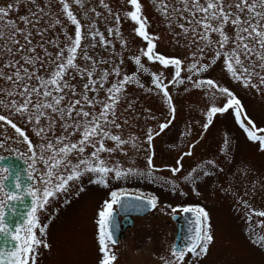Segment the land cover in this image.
<instances>
[{"label":"rangeland","instance_id":"374dc122","mask_svg":"<svg viewBox=\"0 0 264 264\" xmlns=\"http://www.w3.org/2000/svg\"><path fill=\"white\" fill-rule=\"evenodd\" d=\"M66 2L69 3L70 9L81 23L82 32L85 33L75 61L79 68L85 71L79 74L75 70H69L63 78L74 85L76 91L73 95L68 88H64L61 95H64L65 99L60 107L64 108L70 102L80 100V104L75 106L76 110L83 108L85 111L98 114L102 105L96 103L95 107H92L83 99V85L88 83L87 72L91 71L92 78L97 80V84L90 85L87 92L89 98H94L95 101L105 100L107 96L106 91L99 88L100 75L104 71L110 73L109 78L103 82L105 89L123 79L124 75L131 76L135 73L143 87L135 81L124 86L116 105L115 116L109 113V120H115L120 127L108 125L105 128L127 143L116 147L114 141L105 138V146L114 148L115 151L101 153L100 158L108 167L116 164L122 169L136 167L143 170L145 175L115 179L114 173H111L107 186H104L90 183L95 177L88 173L79 180L70 182L67 192L49 198L50 202L44 210L38 211L37 215L41 226L48 225L46 236L41 238L46 239L50 248L40 247L36 264H98L100 256L96 239L98 212L103 202L111 199L110 192L121 190L124 193L145 197L156 196L157 206L146 216L134 218L132 227L123 233L118 243L109 245L117 257L113 264H164V260H171L176 228L171 216L182 212L179 209L174 212L173 208L197 205L209 213L211 234L214 239L206 255L192 257L190 253H186L185 264H264V247L257 242L264 238V217L251 212L252 209L256 212L264 211V150L259 148L258 141L253 142L247 138L243 128L236 123L232 109L224 114H216L213 123L205 130L203 124L206 122V111L213 103L211 93L206 95V88L192 87L191 81L187 79V76H192L193 79L211 78L228 87L242 103L244 112L241 120L245 126L251 128L244 120L246 115L254 122L256 129H264V85L259 84L258 77H253L257 88L243 86L241 82L227 74L223 65V55L217 58L215 64H210L208 70L203 73L188 71L189 63H210L218 48L216 43L208 46L207 42L201 41L198 35L193 34L192 28H196L197 33L203 32L194 20L202 18L204 13L192 9L190 0L187 9L185 0H140L142 15L148 21L147 31L159 37L156 41V51L167 57L185 61L181 66V75L184 77L182 85L169 83L174 72L171 66L164 69L158 62L148 61L146 57H142L141 61L149 72L137 70L132 57L139 55L142 47L146 48V42L136 36L134 22L124 16L125 11L132 10L127 0H103L109 5L107 9L102 6L101 0ZM228 2L234 5L237 0ZM252 2L253 0H248V3ZM9 3L13 4L12 10L0 20V32L3 33L0 35V73L13 79L7 80L6 76H0V101H4L0 103V115L7 116L12 123L20 127L29 137V142L34 145L37 162L32 171L33 186L42 195L44 185L39 183V180L47 169L39 161L41 153L39 145L46 146L52 143L54 146H62L57 140L60 136L68 138L64 142L69 140L75 142L80 138L79 133L74 132L73 127L65 129L61 125L67 123L74 126V121L79 120L82 123L84 118L77 117L74 110L71 119L67 118L66 113L65 119L62 120L58 114L47 109L46 112L56 120V124L52 126L51 131L45 130L37 136L36 131L48 124L47 118L41 117L39 123L34 118L29 121L27 115L16 113L6 105L12 99L18 103H22L24 99L19 95L23 91V86L21 81L16 80L15 72L19 70L22 82L29 84L30 87L38 85V81L28 80L27 74L23 71L25 67L29 73L35 71L37 75L47 78L55 62V52L64 47V32L67 31L74 38L75 25H72L63 14L60 0H36L35 4L32 0H21L18 7L15 0H0V7H7ZM199 3L206 6V0H199ZM229 11L235 13L236 9L233 7ZM257 11L262 9L258 8ZM117 13L121 16L119 25L115 20ZM20 16H26L29 23L21 21ZM240 16L241 19L247 18V8ZM8 20L13 21V26H7ZM260 23L264 25V20ZM181 24L184 25L183 28L180 27ZM110 27L113 30L112 35L108 34ZM17 28L23 29V35L29 32L32 34L29 36L31 45L24 40L22 34L16 32ZM117 30L120 32L119 36L116 35ZM97 31L110 43L101 44L99 36L88 35L89 32ZM225 31L230 39H235L236 29L231 20L225 25ZM13 33L19 41L18 44L9 38ZM208 35L213 41L219 39L217 33L210 32ZM121 39L125 41L124 45L121 44ZM198 46L204 49L203 55L197 52ZM28 47L35 51L28 52ZM235 47L236 44L230 43L221 52L231 53ZM255 51H260L259 45L255 46ZM46 52L52 53V57H48ZM84 52H87L91 59H84ZM22 56L31 57L34 61L39 56V61L27 64ZM64 56L65 58L67 56L66 48ZM241 58L246 65L259 63L254 54L247 59L241 54ZM41 61L44 62L43 67ZM116 67L120 69L119 76L113 73ZM152 72H163L161 79L168 85L175 106V118L162 132L159 125L172 117L162 94L158 93L151 83ZM255 72L260 73L261 69L257 66ZM92 88H96L97 91H92ZM9 92L15 95H7ZM31 99L35 104L38 98L33 95ZM39 99L44 98L40 96ZM224 102L226 97H221L217 93L215 101L217 106H222ZM30 111L35 113L36 109L30 108ZM87 119L91 120L92 117L89 116ZM149 128L153 129L154 133H159L153 135L151 144L147 141ZM225 138L229 141L227 146L224 145ZM0 144L4 145L1 152H20L32 163V152H29L23 138L19 137L6 121L0 122ZM92 151L90 145L86 146V155H90ZM188 152L191 155H185ZM44 154L47 157L53 153L45 151ZM149 154L153 156L151 176L147 175ZM68 158L76 163L79 154L72 152ZM177 159L181 160L180 165L176 164ZM208 161L213 163L208 164ZM173 167H180V172L173 174L171 172ZM193 169L196 171L193 172ZM60 171L67 174L63 167ZM205 171L209 175L205 176ZM189 172H192L193 178L185 180L184 177ZM81 187L83 191H80ZM194 187L195 192L192 190ZM36 233L39 237L38 229Z\"/></svg>","mask_w":264,"mask_h":264},{"label":"snow or ice","instance_id":"6c2138e0","mask_svg":"<svg viewBox=\"0 0 264 264\" xmlns=\"http://www.w3.org/2000/svg\"><path fill=\"white\" fill-rule=\"evenodd\" d=\"M21 0H15L17 7L19 6ZM36 0H32V3L35 4ZM80 0H77L79 3ZM62 5L63 14L66 15L68 21L72 25H75V35L74 38L68 34L67 31L64 32L65 44L64 47H61L59 51L55 52V62L52 64V70L48 74L47 78L45 76L37 75L36 72L29 73L28 68H24L23 71L27 74L29 81L36 80L38 85L30 87L29 84L23 83L20 71L15 72V78L17 81H21L23 86V91L19 93L22 96L23 102L18 103L15 99H12L9 104L6 106L14 109L16 113L21 115H27L28 120L31 121L33 118L39 123L41 117H46L48 124L44 127H40L36 131V135L40 136L45 130L51 131L52 126L56 124V120L49 115L46 110L50 109L52 113H56L63 120L65 119V114L67 113V118L71 119L72 113L75 110L77 117H83V122L79 120L74 121L73 125H68L67 123L62 124L61 127L65 129L73 127L74 132L79 133V139L75 142H64L68 140L65 136H60L57 138L58 144L62 143V146H54L52 143H48L46 146L41 144L39 148L41 150L39 161L42 162L47 169V171L40 176L39 183L44 185L43 193L39 192L34 186L29 185L21 189V184L19 183V176L16 177L15 187L18 191H9L5 188V179L3 175H0V194L3 195L4 199L0 200V233L4 234L6 237H9L13 242V246L9 249H0V264H36L37 255L39 254V249L42 246L44 249L50 248V245L47 243L46 239L41 237L46 236V228L48 225L41 226V222L38 219V211L44 210L46 205L50 202L49 198L55 197L58 193H63L68 191L69 183L72 181L79 180L83 175L91 173L95 179L90 180V183H99L101 185L107 186L110 174L114 173L115 179H127L131 176H144L145 172L136 167H128L127 169H122L119 164L114 165L113 167H108L106 162L100 158V154L107 152L112 153L115 151L114 148L105 146V138L108 140L114 141L116 147L125 145L127 141L123 140L118 135H113L109 131H106L105 128L108 125H114L116 128L120 127V124L116 123L115 120H109V113L112 116H115V109L119 96L122 93V90L126 84H131L134 81L140 86L139 79L135 73L133 75H124L123 79H120L112 83L111 87L104 88V81L109 78L110 73L104 71L100 75V84L99 88L104 89L107 93L106 99L101 101H95L94 98H89L87 92L89 91L90 85H96L97 80L93 79V73L91 71L87 72L88 83L83 85L84 101L95 107L96 103L102 105L99 113H94L90 111H85L83 108L79 110L75 109L76 105L80 104V100H74L70 102L66 107H60L61 102L65 99L64 95H61L64 88H68L70 93L75 95V86L69 84L63 78L68 74L69 70H75L77 73L82 74L85 70L79 68V65L75 62L78 55V49L81 47V42L85 38V33L82 32L81 23L74 15L73 11L70 9V5L66 0H60ZM191 8L196 12L204 13V16L200 19L194 20V23L199 25L203 32L197 33L196 28H192L193 34L198 35V38L207 42L208 46H211L213 43L218 45V48L215 50V55L211 58L210 63H189L188 71L195 73H203L208 70L210 64H215L217 58L223 55V65L226 67L227 74L230 75L234 80L239 81L245 87L257 88V83L253 82V77H258L259 84L264 85V25H261L260 21L264 20V0H253L252 3H248V0H237L233 5L229 3L228 0H206V6H203L199 3V0H190ZM101 4L104 8H109V5L105 4L101 0ZM127 4L131 6V11H125L124 16L130 19L135 24L134 32L136 36L146 42V48L140 49V54L132 57L134 60L137 70H142L145 73L149 72V69L144 66L141 61L142 57H146L148 61L158 62L159 65L163 66L164 69H168L171 66L174 69L172 78L169 83L173 85H182L184 84V77H182V64L185 62L180 58L176 57H167L164 54H161L156 51V41L159 37L154 34H150L147 31L148 21L147 18L142 15V4L140 0H127ZM167 7L166 5L164 6ZM189 7V0H185V8ZM235 7L236 12L232 13L229 11ZM13 8V4L9 3L7 7H0V20H3L7 16L8 12ZM247 8L248 16L245 19H241L240 13ZM262 9V11H257V9ZM175 11V10H174ZM33 15H35L33 13ZM99 15V13H97ZM19 19L25 24L29 23V20L26 16H20ZM116 24L119 25L121 22V16L119 13L115 16ZM231 20V24L236 29L235 39H230V36L225 31V25ZM59 23V21H57ZM7 26H13V21L8 20ZM181 28L184 25H180ZM187 31V29H185ZM16 32H19L23 35V29H16ZM213 32L217 33L219 39L213 41L210 39L208 33ZM112 28H108V34L112 35ZM0 35H3L0 32ZM32 34L29 32L27 35H23L25 41L31 45V40L29 36ZM88 35L99 36V42L101 44L110 43L105 39V36L100 32H89ZM116 35L119 36L120 32L117 30ZM11 41L15 44H18L19 41L16 39L15 33L10 37ZM251 41V43H249ZM230 43L236 44V47L232 49L231 53L224 51L221 52L225 46ZM121 44L124 45L125 41L121 39ZM259 45L260 51H255V46ZM94 46V45H93ZM23 48V45L20 46ZM43 47V45H41ZM67 50V56L65 58L64 51ZM11 51V49H9ZM28 52H33L35 49L28 47ZM197 52L201 55L204 54V49L197 47ZM48 57H52V53H45ZM243 54L244 58L247 59L253 54L258 58L259 63L254 65H246L244 59L241 58ZM25 60L27 64H35L36 61H39V56L36 57L34 61L31 57H21ZM84 59H91L88 56L87 52L83 54ZM41 67H43L44 62H40ZM95 63V62H94ZM12 66V65H8ZM261 69L260 73L255 72V67ZM115 75H120V69L118 67L113 69ZM0 76H6L4 73H0ZM163 72L151 73V83L155 86V89L158 93L162 94L163 100L168 107L169 114L172 119L166 120L164 123L159 125V129L162 132L173 122L175 118V106L172 100V97L168 91V85L164 83L161 79ZM7 80H12L11 76H6ZM187 79L191 81L192 87L194 88H206V95L211 93V100L213 101L212 106L209 107L206 111V122L203 124V128L207 130L209 126L213 123L214 116L216 114H224L229 109H232L235 115L236 123L240 124L244 132L247 134V138L250 141L259 143V148L264 150V134L258 135L257 132L264 133V129H256L254 122L244 116V120L247 121L248 125H251V128L246 127L241 120L242 113L244 112L241 101L236 97V95L228 88L225 87L214 79H193L192 76H187ZM17 87L21 85H16ZM92 91H97L96 88H92ZM187 91V89H185ZM146 91H151V89H146ZM217 93L221 97H226V102L222 106H217L215 103ZM9 96L15 95V93H7ZM35 95L38 99L35 104H33L31 97ZM43 96V100H40L39 97ZM51 98V99H49ZM4 103V101H0ZM30 108H35L36 112L32 113ZM91 116L92 119L88 120L87 118ZM103 120V123H101ZM6 121L19 137L23 138V142L27 144L29 152H32V164L34 165L36 160V153L34 151V145L29 142V137L21 130L15 123L5 115H0V122ZM72 133H69L71 136ZM153 135H159L158 132L154 133V130L149 128L147 133V141L149 144L153 141ZM229 143L228 139H224V145L227 146ZM91 146L93 151L90 155H86V146ZM3 144H0V147H3ZM223 151V149H221ZM45 151H51L53 154L50 156H45ZM76 152L79 154L78 162L73 163L70 160L69 154ZM185 155H191L190 152L185 153ZM212 161H208V164H212ZM176 164L180 165L181 160L177 159ZM32 165H30V168ZM63 169L67 172L65 175L64 172H61L60 169ZM147 175L151 176L153 172V156L151 154L147 155ZM7 168H0V173L7 172ZM196 170L193 169V172ZM173 174L180 172V167L171 168ZM31 178V173L29 174ZM204 175L207 176L209 173L204 172ZM193 178L192 172H189L187 176L184 177L185 180H190ZM175 187V186H173ZM196 191L195 187L192 189ZM80 191H83V188H80ZM25 194L29 195L32 198L31 207L27 212L26 218L22 223L15 225L14 229L9 227L5 221V208L7 202L20 200ZM199 194V193H197ZM126 193L123 190L117 192H110V200H105L101 210L98 212V219L96 224L98 225V231L96 234V239L98 242V251L100 256L98 258V264H113L117 259L115 253L111 251L109 245L114 244L115 240L111 232V222L114 212V205H120L121 207H126L127 205L123 202V198ZM136 200L140 201L144 207L155 208L157 206V197L150 196L145 197L142 195H137ZM247 207V205H245ZM182 210L185 213H192L195 217V232L194 236L190 238V243L185 249L176 250L172 249L171 260H164V264H185L186 253H190L192 257H200L207 254L208 248L213 241L214 237L211 234L210 228V217L209 213L200 206H177L173 208V211ZM252 213L264 217V211L256 212L255 209L251 210ZM39 231V237L37 236L36 230ZM261 247H264V238H261L257 241ZM163 259V258H162Z\"/></svg>","mask_w":264,"mask_h":264},{"label":"water","instance_id":"95a60500","mask_svg":"<svg viewBox=\"0 0 264 264\" xmlns=\"http://www.w3.org/2000/svg\"><path fill=\"white\" fill-rule=\"evenodd\" d=\"M6 187L7 189L9 188L8 186ZM24 187L27 186H21V189ZM135 197L136 196L134 195H125L123 202L127 206L121 207L120 205H117L116 212H113L110 228L115 240L114 244H116L118 238H121V231L132 225L131 217H141L152 210L150 207H144L140 201L135 199ZM31 201L32 200L28 197V195L25 194L17 203L8 204L5 209V221L9 227L14 229L15 225L23 222V220L26 218L27 212L31 207ZM118 215L123 217L121 228L120 224L117 222ZM179 218L182 221V226L180 227L178 225L173 244V248L178 251L187 247V245L190 243V238L194 236L195 232V217L192 213L182 212L181 217H172L173 220H177ZM13 244L14 242L9 237H6L4 234L0 233V249L7 250L12 247Z\"/></svg>","mask_w":264,"mask_h":264},{"label":"flooded vegetation","instance_id":"af4514ba","mask_svg":"<svg viewBox=\"0 0 264 264\" xmlns=\"http://www.w3.org/2000/svg\"><path fill=\"white\" fill-rule=\"evenodd\" d=\"M2 147H0V168H7V172L0 173L6 177L5 179V188L6 186L9 188V191H16L15 183L16 177L19 176V183L21 186H29L34 183V176H33V167L34 165L26 158H24L23 154L20 152H1ZM30 165L32 167L30 168ZM31 173V178L30 174ZM12 178V179H11ZM9 181V182H8ZM4 197L0 194V200H3ZM21 200V199H20ZM19 200L16 201H9L8 204L17 203Z\"/></svg>","mask_w":264,"mask_h":264}]
</instances>
